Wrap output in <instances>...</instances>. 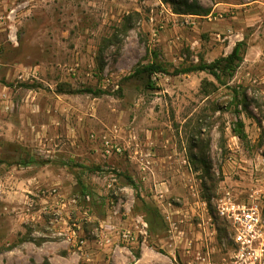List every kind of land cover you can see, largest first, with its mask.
I'll use <instances>...</instances> for the list:
<instances>
[{"label": "rangeland", "instance_id": "obj_1", "mask_svg": "<svg viewBox=\"0 0 264 264\" xmlns=\"http://www.w3.org/2000/svg\"><path fill=\"white\" fill-rule=\"evenodd\" d=\"M183 1L194 0H0V264H135L140 250L95 243L114 191L124 225L126 178L135 199L264 195V0H196L212 16L195 23L175 13ZM237 43L230 80L171 74ZM151 63L170 74L150 89L130 75ZM237 121L246 141L233 139ZM90 134L128 151L104 162ZM82 187L90 201L60 210Z\"/></svg>", "mask_w": 264, "mask_h": 264}, {"label": "built area", "instance_id": "obj_2", "mask_svg": "<svg viewBox=\"0 0 264 264\" xmlns=\"http://www.w3.org/2000/svg\"><path fill=\"white\" fill-rule=\"evenodd\" d=\"M90 142L99 143V155L105 162L110 159H117L128 151L115 139L107 136L97 138L94 134L88 136ZM238 140V137H234ZM142 170L149 169L150 162H141ZM115 181V180H114ZM133 190V186H130ZM135 187V186H134ZM125 190H127L125 188ZM161 200L163 192L156 191ZM191 198L207 214V226L211 230L208 236L201 237L198 248L193 250L192 242L186 241L187 262L174 260L171 264H264V195L253 193L245 198L235 197L229 190L222 189L208 203L201 200L196 194H191ZM117 200L116 204L114 203ZM121 197L115 191L108 198L107 205L110 207L111 215L99 226V232L95 235V243L100 247H106L110 251L126 250L132 254V250H142L147 237V225L142 220L136 219L133 225L120 226L112 222L114 216L119 215V204ZM90 195H75L66 199L60 197L59 209L68 207L80 208V202H89ZM164 203L167 199L163 200ZM171 206L170 202H167ZM212 206V208H210ZM87 214V211L84 210ZM112 214L114 216H112ZM176 215L173 212H166L162 215L166 224V233L171 241L183 240L178 223L174 220ZM221 224V226H220ZM202 229V221L198 224ZM222 231H225L221 235ZM175 238V239H174ZM80 241L79 244L83 245Z\"/></svg>", "mask_w": 264, "mask_h": 264}, {"label": "crops", "instance_id": "obj_3", "mask_svg": "<svg viewBox=\"0 0 264 264\" xmlns=\"http://www.w3.org/2000/svg\"><path fill=\"white\" fill-rule=\"evenodd\" d=\"M212 16L209 13L206 16H191V20L195 23L196 20H207ZM135 185V184H134ZM160 184L159 186L161 187ZM130 186L126 185L127 192L129 194L128 202L130 205L125 208L124 213L126 215V220L124 225H133L136 219L142 220L147 225V237L146 242L140 250V256L134 261L135 264H154L155 262H162V264H171L174 260L179 262H187L188 256L186 252V241L192 242L193 250L198 248V242L201 237H206L211 233V230L207 226V214L201 207L196 203L195 199L191 198L190 195L186 196H174L165 195L159 199L157 193L150 195H140V199L133 198ZM135 187H133V190ZM157 189V186H156ZM156 191V190H155ZM162 191V189H161ZM167 199V202L171 203L169 207L167 202L164 203L163 200ZM122 201V200H121ZM153 206L159 213V215H164L166 212H173L176 216L174 220L178 223V229L181 231L183 240L176 239L174 242L171 241L170 236L166 233V229L158 228L157 224L154 225V221L148 219V213L146 204ZM136 204V205H135ZM140 204L144 206L141 208ZM140 208V213L136 212V209ZM145 205L147 206L145 208ZM203 224L202 229L198 227V224ZM116 225H119L117 223ZM175 239V238H174ZM158 247V248H156ZM156 250H161V252L155 253ZM187 256V257H186Z\"/></svg>", "mask_w": 264, "mask_h": 264}, {"label": "trees", "instance_id": "obj_4", "mask_svg": "<svg viewBox=\"0 0 264 264\" xmlns=\"http://www.w3.org/2000/svg\"><path fill=\"white\" fill-rule=\"evenodd\" d=\"M169 3V2H167ZM183 9H176L174 10L176 14L180 15H192V16H206L210 13V10L204 9L201 7L196 0H194L191 4L187 3L186 1L182 2ZM242 47L243 43H237L231 50V53L225 57L217 59L210 63L201 62L198 65L188 67L182 70H175L171 73L174 76L189 74L194 72H201L206 73L212 78H214L218 83L223 82L222 78H226L230 80L236 69L238 63L242 60ZM167 71L159 64L151 63L147 65H143L140 68L136 69L130 78L139 77V79L144 81V84L147 88H152L151 79L155 75H168ZM64 94L74 95V94H89L93 96H98L104 94L103 91H93L91 89H83V90H67V91H60ZM235 131L237 133V137L240 141H246L247 136L244 131V125L241 121H237L234 125ZM126 184L128 186H133L134 183L131 179L126 178ZM81 194L85 195L88 194V190L86 187H82ZM153 218H160L158 211L154 208L150 210ZM150 213V212H149ZM151 216V215H150ZM154 221V219H152ZM155 223V222H154ZM163 229V228H162ZM139 256L136 255V258Z\"/></svg>", "mask_w": 264, "mask_h": 264}]
</instances>
